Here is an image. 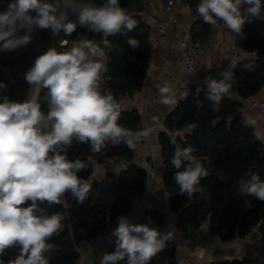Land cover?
<instances>
[{
	"label": "clouds",
	"instance_id": "9594fccd",
	"mask_svg": "<svg viewBox=\"0 0 264 264\" xmlns=\"http://www.w3.org/2000/svg\"><path fill=\"white\" fill-rule=\"evenodd\" d=\"M262 8V0H199L195 10L212 30L224 26L231 33H241L245 23L242 9L259 17ZM77 25L102 34L103 46L95 39L82 38L65 52L49 48L25 73L24 78L31 85L30 97L16 101L5 96L0 102V253L9 247L19 248L8 264H50L55 251L50 240L62 229L66 213H50L49 209L54 205L67 209L66 193L80 203L88 198L91 185L77 175L88 167L86 162L71 161L66 153L61 154L73 138L90 142L93 153L101 152L108 143H123L135 150L139 142L151 140L163 127L154 116L150 126L139 130L125 128L118 123L121 103L110 90H100L103 61L113 48L108 37L125 35L130 47L139 48V41L128 36L138 21L121 7L120 0H103L99 5L79 0H11L7 9L0 11V48L16 50L28 45L37 28L51 29L53 36L61 31L70 36ZM67 43L65 40L61 46ZM226 58L231 64L220 73L222 78L204 79L206 98L212 102L213 111L220 110L222 99L229 96L234 83L237 63L234 58ZM243 67L254 70L251 63ZM157 88L158 98L145 102L174 109L178 97L173 85L165 83ZM42 90H46V114L39 102ZM243 122L253 128L257 140L264 142V129L258 127L256 118L246 116ZM195 127L188 124L184 132L190 133ZM179 134L170 135L172 144H176ZM193 152L191 146L177 145L171 159L177 170L174 179L179 192L188 198L203 193L200 181L209 175ZM236 184L241 195L264 201V180L255 171L249 170ZM112 235L117 237L115 251L105 253L99 264H150L173 238L172 232L161 233L156 227L131 223L123 215Z\"/></svg>",
	"mask_w": 264,
	"mask_h": 264
},
{
	"label": "trees",
	"instance_id": "16d2710c",
	"mask_svg": "<svg viewBox=\"0 0 264 264\" xmlns=\"http://www.w3.org/2000/svg\"><path fill=\"white\" fill-rule=\"evenodd\" d=\"M181 1L193 9L199 3V0ZM10 2L0 0V11L6 10ZM79 2L99 5L103 0ZM120 5L138 21L137 27L128 36L139 41V48L130 47L125 35L108 37L113 48L106 53L100 90H110L118 102L125 97H132L141 88L151 56L150 28L144 18L142 1L120 0ZM31 15H35V12H31ZM242 15L245 23L241 33H237L235 42L236 55L242 59L237 62L233 72L237 95L241 101H247L258 95L264 87V17H253L245 11ZM71 18L75 20L74 15ZM211 31L210 24L199 21L189 35L193 41L205 44ZM20 34H23V30ZM79 37L95 39L103 46L102 34L77 25L70 36H65L63 31L53 36L51 29L37 28L28 45L16 50L0 48V85H3L0 87V102H3L5 96L16 101L30 97L31 85L24 76L35 59L49 48H56L58 52L68 51V47L61 46L60 41L66 39L74 42ZM246 63L253 64L254 70H245L243 65ZM45 91H41L39 102L41 110L46 114L48 107L43 99ZM207 93L206 86L201 89L192 88L187 98L179 101L174 111L166 116L164 131L159 133V145L164 167L162 186L167 199V214L157 209H143L134 224H147L165 233L161 224L166 218L167 225L173 222L176 232L192 234L207 223L209 231L224 242L235 238L236 233L244 237L258 224L263 225L264 233V201L254 196L241 195L236 184L249 170L255 171L264 180V142L256 139L253 128L245 126L244 117L237 112L239 103L225 96L220 110L213 111L212 102L206 98ZM118 123L132 130L143 128L142 118L135 110L122 109ZM188 124L196 125L190 133L184 132ZM173 132L180 133L176 136L175 145L170 141ZM177 145L181 148L191 146L194 149L193 155L209 171V175L200 181L199 187L203 188V193L197 192L191 198L180 194L174 179L177 170L171 164V159ZM65 153L71 161L80 159L86 162L88 167L80 170L77 175L88 181L91 191L83 203L66 193L65 199L69 203L67 209L59 205L49 209L50 213H66L62 229L50 240L55 246L50 264H79L82 245L107 229L115 228L116 217L120 213H128L131 199L147 188L146 171L133 162L134 150L123 143L107 144L101 152L93 153L90 142H79L73 138L71 145L61 154ZM111 161L124 162L125 167L117 171L107 170L99 177L93 176L96 166ZM116 240L117 237H114L107 253L115 251ZM18 252V247L6 248L0 253V264H8ZM176 257L177 242L173 237L164 250L151 259L150 264H176ZM118 264H126V261ZM220 264L247 262L243 260Z\"/></svg>",
	"mask_w": 264,
	"mask_h": 264
},
{
	"label": "crops",
	"instance_id": "0c3cea01",
	"mask_svg": "<svg viewBox=\"0 0 264 264\" xmlns=\"http://www.w3.org/2000/svg\"><path fill=\"white\" fill-rule=\"evenodd\" d=\"M141 1L144 5V18L150 28L149 40L151 44V56L149 67L141 88L132 97H125L119 102L123 110H135L138 112L142 118L143 127L145 125L150 126L152 124V117L154 116L158 117L163 125L162 128H159L152 135L151 140L141 141L137 144L134 150L133 162L147 173L146 189L151 193L150 202L152 206L154 209L166 215L167 199L162 186L164 167L160 156L159 133L164 131L163 117L168 115L167 113L170 107L162 104L146 103L145 101L157 99V86H163L165 83L173 85L174 91L178 95L182 66L175 26L168 21L167 13L163 9L161 1ZM262 4H264V0H262ZM194 11L196 10L188 6L177 7L175 9L180 28L189 34L190 30L199 21L204 22L203 18ZM242 12H244L243 9ZM260 16L264 17V8H262ZM82 38L87 37H79L78 40ZM236 39L237 33H231L224 26H221L213 37H210L209 34L208 40L204 44L208 49V68L195 75L193 88L201 89L202 87H207L204 84V79L207 76H212L216 79L222 78L220 73L231 64V60L226 57L234 58L236 63L241 61L242 58L236 55ZM78 40L74 42L68 41L63 46H67L70 49ZM103 63L105 65V60ZM227 97L240 104L237 109L239 114L243 117L252 116L256 118L258 126L264 129V109L260 105L264 101V87L254 98L241 101L237 95L236 83L234 81L231 92ZM122 167H125L124 162L111 161L103 166H96L93 176L99 177L107 170L117 171ZM142 212L143 204L139 202L135 206H131L130 211L125 214V217L129 218L131 223H134L140 218ZM170 226L169 229L172 231L178 246L176 264H220L223 262L243 260L247 264H264V233L262 224H258L250 232L245 234L244 237H240L236 233L235 238L228 242L221 241L217 235L212 234L209 231L207 223H204L198 231L192 234L176 232L172 221H170ZM114 229L109 228L100 233L96 238L82 245L80 249L82 264L99 263V259L107 253L115 237L112 235Z\"/></svg>",
	"mask_w": 264,
	"mask_h": 264
},
{
	"label": "built area",
	"instance_id": "2783aa9c",
	"mask_svg": "<svg viewBox=\"0 0 264 264\" xmlns=\"http://www.w3.org/2000/svg\"><path fill=\"white\" fill-rule=\"evenodd\" d=\"M160 1L162 3L163 9L167 13L168 21L175 26V30L178 38L180 61L182 66V74L179 81V89L177 95L179 102L185 100L188 94L190 93L191 89L193 88V79L195 75L200 71H204L208 68L207 65L208 49L200 41H193L189 33L181 29L177 22L175 9L177 7H187V6L181 0H160ZM194 12L196 13V11ZM219 29L212 30L210 33V37H213L219 31ZM63 41L65 40L61 41V45ZM260 105L264 109V101ZM174 109L169 108L167 114L173 112ZM166 116L167 115L163 117V122ZM150 199H151V193L146 189L140 195H135L131 199L130 206H135L136 204L141 202L143 204V209L152 210L154 209V207L152 206ZM121 215L125 216L124 213H120L116 217L115 228L118 225V218ZM161 228L165 231V233L170 232L166 218L161 224ZM79 264H82V256Z\"/></svg>",
	"mask_w": 264,
	"mask_h": 264
},
{
	"label": "rangeland",
	"instance_id": "374dc122",
	"mask_svg": "<svg viewBox=\"0 0 264 264\" xmlns=\"http://www.w3.org/2000/svg\"><path fill=\"white\" fill-rule=\"evenodd\" d=\"M258 127H259V126H258ZM169 227H171V226H170V222H169Z\"/></svg>",
	"mask_w": 264,
	"mask_h": 264
}]
</instances>
